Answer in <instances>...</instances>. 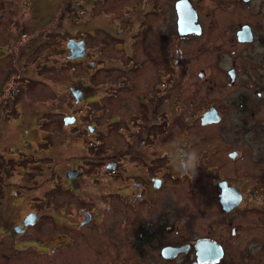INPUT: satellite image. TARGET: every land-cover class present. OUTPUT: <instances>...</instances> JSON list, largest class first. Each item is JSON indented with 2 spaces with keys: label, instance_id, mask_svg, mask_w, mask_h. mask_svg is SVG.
<instances>
[{
  "label": "rangeland",
  "instance_id": "rangeland-1",
  "mask_svg": "<svg viewBox=\"0 0 264 264\" xmlns=\"http://www.w3.org/2000/svg\"><path fill=\"white\" fill-rule=\"evenodd\" d=\"M42 1H47L46 10H41ZM65 1L3 0V7L12 8V14H9L10 10H3L2 20L5 22L9 18L10 23L28 24L25 25L26 35H33L34 40L29 43L27 51L17 47L19 37L13 43L14 47L4 37L0 41L2 56L20 48L18 54L32 53L34 58L26 60L30 62L33 84L19 82L15 85L21 90L17 96L21 98L18 105H13L14 101L9 96L11 87L6 83L11 85L10 76L18 74L15 71L13 75L7 74L11 68L9 60L4 59L6 57L0 60L1 70H6L2 82L0 73V221L5 231L28 212H37L39 216L37 223L22 235L11 237L0 232V264H138L141 261L131 250L132 240L123 223L122 205L114 202L107 212H96L94 220L98 228L87 226L80 231L71 229L74 218L69 216H75V208L70 206L65 213L67 216L63 214V170L99 167L102 157L97 153L122 151L125 135L128 136L125 120L136 110L135 101L124 91L112 101L102 97L101 92L94 97L97 103L91 96L82 104L72 100L69 85H92L93 60L88 57L82 62L68 63L65 43L68 39H85L88 51H96L103 31L94 29L104 20L97 23L91 20L93 22H88L85 28L73 22L60 28L47 24L53 19L59 3ZM108 1L94 0V8L102 9ZM112 3L107 4L109 10L119 12L123 9V6L112 8ZM129 8L131 13H137L138 0ZM85 11L84 19L93 9L85 7ZM70 12L72 14L66 16L67 20L75 14L74 10L70 9ZM22 14H25L23 21ZM3 33L11 36L6 25H3ZM199 44V48L196 46L191 51H197V59L186 73L187 89L178 94L179 103L174 102L178 106L185 99L200 96L202 101L206 98L209 103H222L223 106L236 98L241 89L227 87L224 68H228L229 59L223 58L216 64L215 58L209 57L205 42L200 41ZM178 45L187 53L191 48L182 41ZM167 61L165 57L164 65ZM178 61L179 76L182 77L183 67H189V63L187 58H179ZM21 63L22 58L19 69ZM198 67H204L210 79L207 84L196 75ZM207 86H211L208 95L204 93ZM201 103L191 112L194 117L190 119L189 127L181 129L171 124L163 127L161 133L185 136L179 140L175 138L163 150L190 145L185 151L195 150L199 157L195 171H190L188 178L174 186L179 207L174 230L182 241L206 235L216 239L225 250L224 257L217 264H264V106L260 105L256 114V119L262 122L260 126L249 127L239 123L237 111L226 107L227 121L206 127L200 125L199 118L195 120L205 110ZM66 117H74L76 122L67 126L64 124ZM113 120L117 123H112ZM89 126L94 127L93 132ZM230 153H236V156L230 158ZM220 181L236 187L243 196L240 205L228 214L218 203L217 183ZM119 183L122 182L117 180L110 184L96 180L89 188L108 192L106 187L110 191L115 190L121 185ZM65 225L68 226V239L62 245L60 238L64 237L62 226ZM125 259H129L127 263ZM158 259L159 256L151 254L144 263L160 264Z\"/></svg>",
  "mask_w": 264,
  "mask_h": 264
},
{
  "label": "flooded vegetation",
  "instance_id": "flooded-vegetation-1",
  "mask_svg": "<svg viewBox=\"0 0 264 264\" xmlns=\"http://www.w3.org/2000/svg\"><path fill=\"white\" fill-rule=\"evenodd\" d=\"M134 1L110 0L105 2L102 9H95L94 0H66L59 3L54 11L53 19L47 23H53L55 28H60L73 22L76 26L85 28L88 22L97 23L103 19V24L97 25L98 27L94 29L103 31V38L96 51H88V43L85 39H73L84 41L86 53L83 57L67 61L82 62L90 57L93 60L91 62L93 72H91V86L69 85V94L75 101L70 89L80 91L81 102L75 103L82 104L90 96L97 103L94 97L100 92L103 93L102 97L112 101L124 91L130 94L136 104L135 112L125 120L124 127L128 136L125 135V146L122 151H113L110 152L111 154H103L101 151L97 153L102 157L99 167L86 169L70 167L63 170V187H61L64 196L63 214L67 216L65 213L68 208L74 207L75 216H69L74 218L71 220L74 222L71 229L80 231L87 226L98 228L99 225L94 220L96 212L101 214L104 211L107 212L114 202L122 205L123 223L126 224L127 232L132 240L133 249L131 250L141 261L138 264H145L144 261L151 254L159 256L160 264H194L196 261L194 244L202 239L218 244L222 248L224 257V247L211 236L179 240V233L176 229L174 230L179 214L177 191L174 186L180 180L188 178L191 173L180 167V158L183 153L188 152L185 148H189L190 145L163 150L164 146L173 142L175 138L179 140L185 136L161 133L163 127L171 124L181 129L189 127V121L194 117L191 112L200 105V102H202L201 106L205 107L204 112H200L195 118V120L199 118L200 125L201 117L211 109L220 116L218 122L202 126L224 124L227 121L226 107L237 111L239 123L247 124L249 127L262 124L256 119V114L260 105L264 106V0H138L139 11L133 14L129 7ZM46 2H40L41 10L47 9ZM109 2H113L112 8L123 6V9L119 12L109 10L107 8ZM85 7L93 9L92 12L87 13L86 19H84ZM6 9L10 10L11 15L12 8H4L3 0H0V41L5 37V40L9 39L10 46H16L13 43L19 37L17 47L21 46L28 51L29 43L34 40L33 35H26L25 25L28 24L10 23L9 18L4 22L2 14ZM23 9L27 11L26 7ZM70 9L74 10L75 14L67 20L66 16L70 17L72 14L69 13ZM178 9L181 12V19ZM23 20L25 16L21 21ZM3 25L9 29L11 38L3 33ZM69 40L65 43L67 49L65 58L70 55L66 46ZM179 41L190 45L188 53L180 49ZM200 41L205 42L206 51L210 54V58L211 56L215 58L216 64L223 58L229 59L228 68H224L225 77L228 79L227 87L241 89L236 98L223 106L222 103L219 105L214 102L209 103L206 98L202 101L200 96H193L190 100L185 99L178 106L174 102L176 100L179 103L178 94L182 89H187L185 87L186 73L194 66L197 59V51H191H194L196 46L200 47ZM1 48L2 46H0V60L6 57L4 59L10 62L11 68H7V74L13 75L14 71L18 74L10 76L11 85L6 82L11 87L9 96L14 101L13 105H18L21 98L17 96L21 90L18 87L15 88V85L19 82L33 84L32 71H29L30 62L26 60L34 56L31 55L32 53L18 54L20 48L10 55L2 56ZM195 55V58H191ZM165 57L168 61L164 65ZM20 58L23 59L21 69H19ZM179 58H187L189 63V67L188 65L183 67L182 77L179 76ZM33 62L32 60L31 64ZM1 67L0 64L2 82L6 70L2 71ZM196 75L201 82L206 84L210 82L204 67H200ZM211 82L215 83V81ZM244 84L247 86L244 87ZM250 84L252 86H249ZM210 87L207 86V89H204L206 95ZM75 122L76 119L67 126ZM112 123H117V120H113ZM68 172H74V175L68 177L66 175ZM96 180H105L110 184L118 180L122 183H119L121 185H118L115 190L110 191L109 187H106L108 192L99 191L98 188L90 189V184ZM30 213L37 215L36 222L33 225L24 226L23 220ZM84 213L90 214L87 223H84ZM38 216L37 212H28L18 223L5 231L0 221V228L3 230L0 232L11 237L22 235L37 223ZM17 226L21 227L19 233L14 231ZM62 228L64 237L60 238V241L63 245L67 243L68 226H62ZM184 245L189 246L184 253L172 257L163 255V250L166 248L174 249ZM128 260L125 259V263ZM177 261L180 262L177 263Z\"/></svg>",
  "mask_w": 264,
  "mask_h": 264
},
{
  "label": "water",
  "instance_id": "water-1",
  "mask_svg": "<svg viewBox=\"0 0 264 264\" xmlns=\"http://www.w3.org/2000/svg\"><path fill=\"white\" fill-rule=\"evenodd\" d=\"M179 13V18L181 19V12L180 9H178ZM180 32H182L180 30ZM184 33V32H183ZM67 48L70 51V55L68 56V60H74L80 57H83L86 53V49L84 47V41H75L73 39H70L67 44ZM72 96L75 99L76 103H80L82 99V93L77 90L70 89ZM220 119V116L217 114V112L213 109L209 110L206 112L202 117H201V125H206L210 123H216ZM75 118L74 117H66L64 119V124H72L74 122ZM90 132L94 131V128L92 126L88 127ZM236 156V153H230L229 157L234 158ZM112 166V165H111ZM110 166V167H111ZM109 167V166H108ZM68 177L74 175V172H68L66 174ZM218 187V200H219V205L221 210L228 214L230 211L235 209L237 206L240 205L242 201V194L240 191L232 186H229L227 182L225 181H220L217 183ZM36 214L35 213H30L28 214L24 220H23V225H33L36 222ZM85 219L84 223H87L90 219V214L89 213H84ZM14 231L16 233L21 232V227L17 226L14 228ZM189 246L184 245L179 248H166L163 250V255L165 257H172L176 256L179 253H184L187 251ZM195 248V253H196V261L194 264H205V263H210V262H217L223 257V251L222 248L216 244L213 241L207 240V239H202L197 241L194 244Z\"/></svg>",
  "mask_w": 264,
  "mask_h": 264
},
{
  "label": "clouds",
  "instance_id": "clouds-1",
  "mask_svg": "<svg viewBox=\"0 0 264 264\" xmlns=\"http://www.w3.org/2000/svg\"><path fill=\"white\" fill-rule=\"evenodd\" d=\"M198 160V153L195 150L185 152L180 158V167L186 172L195 171L198 165Z\"/></svg>",
  "mask_w": 264,
  "mask_h": 264
},
{
  "label": "trees",
  "instance_id": "trees-1",
  "mask_svg": "<svg viewBox=\"0 0 264 264\" xmlns=\"http://www.w3.org/2000/svg\"><path fill=\"white\" fill-rule=\"evenodd\" d=\"M50 25H52V26H55V25H53V23H50ZM41 30H43V29H41ZM40 30L38 29V31H37V33L39 32ZM47 57V56H46ZM68 62V61H67ZM68 63H72V62H68Z\"/></svg>",
  "mask_w": 264,
  "mask_h": 264
}]
</instances>
